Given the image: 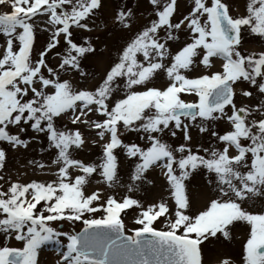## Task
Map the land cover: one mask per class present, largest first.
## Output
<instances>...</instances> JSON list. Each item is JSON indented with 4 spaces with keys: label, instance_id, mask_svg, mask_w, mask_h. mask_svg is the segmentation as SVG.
<instances>
[{
    "label": "snow or ice",
    "instance_id": "snow-or-ice-1",
    "mask_svg": "<svg viewBox=\"0 0 264 264\" xmlns=\"http://www.w3.org/2000/svg\"><path fill=\"white\" fill-rule=\"evenodd\" d=\"M0 264H264V0H0Z\"/></svg>",
    "mask_w": 264,
    "mask_h": 264
},
{
    "label": "rangeland",
    "instance_id": "rangeland-1",
    "mask_svg": "<svg viewBox=\"0 0 264 264\" xmlns=\"http://www.w3.org/2000/svg\"><path fill=\"white\" fill-rule=\"evenodd\" d=\"M118 3H123L124 0H117ZM136 0H129V3H135ZM187 2V0H185V3ZM140 3L143 4L144 3V0H140ZM145 17L147 16V12L144 13ZM41 39H43V37H41ZM101 70V66H97V71ZM99 148L98 147H95V148H91V154L93 156H95L96 154L99 153ZM81 157L83 158H87L88 157V152L85 151L83 153L80 154ZM36 158H39V156L37 155ZM157 175H159V173L157 172ZM42 179H46L47 177H40ZM192 190H193V193L194 195H197L198 192H199V182L198 181H194L193 184H192ZM144 193V190L142 189L141 190V194ZM160 192H159V189H155V190H152L151 192L148 193V199H152L154 198L155 196L159 195ZM133 213L131 211H129L128 213V216L125 217V222L127 224V226L129 228H131L133 225H132V219H133ZM82 225H80L79 223L77 225H75V227L79 228L81 227ZM157 228L160 227L159 224L156 225ZM67 227V225H66ZM243 233V229H241L240 227H237L235 230H234V237L238 238L242 235ZM228 251V252H232L233 254H235L236 252H238L239 250V243H238V240H234L233 243H225L223 246L221 245H218V244H213V245H210L209 248H208V255L211 257V258H215L216 255L218 254L219 251ZM44 259L46 260H50L51 259V255L50 254H45L44 256Z\"/></svg>",
    "mask_w": 264,
    "mask_h": 264
}]
</instances>
